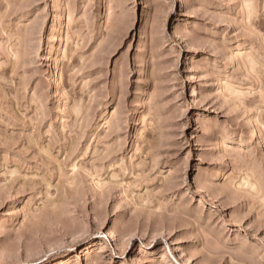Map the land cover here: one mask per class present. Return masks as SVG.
I'll list each match as a JSON object with an SVG mask.
<instances>
[{
    "label": "rangeland",
    "instance_id": "1",
    "mask_svg": "<svg viewBox=\"0 0 264 264\" xmlns=\"http://www.w3.org/2000/svg\"><path fill=\"white\" fill-rule=\"evenodd\" d=\"M0 264H264V0H0Z\"/></svg>",
    "mask_w": 264,
    "mask_h": 264
},
{
    "label": "bare ground",
    "instance_id": "2",
    "mask_svg": "<svg viewBox=\"0 0 264 264\" xmlns=\"http://www.w3.org/2000/svg\"><path fill=\"white\" fill-rule=\"evenodd\" d=\"M257 134V133H256Z\"/></svg>",
    "mask_w": 264,
    "mask_h": 264
}]
</instances>
